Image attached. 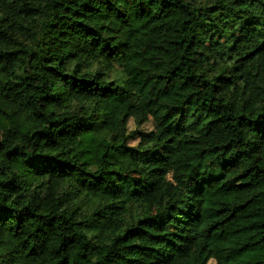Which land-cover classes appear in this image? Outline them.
I'll list each match as a JSON object with an SVG mask.
<instances>
[{"label": "trees", "instance_id": "obj_1", "mask_svg": "<svg viewBox=\"0 0 264 264\" xmlns=\"http://www.w3.org/2000/svg\"><path fill=\"white\" fill-rule=\"evenodd\" d=\"M0 264H264V0H0Z\"/></svg>", "mask_w": 264, "mask_h": 264}, {"label": "rangeland", "instance_id": "obj_2", "mask_svg": "<svg viewBox=\"0 0 264 264\" xmlns=\"http://www.w3.org/2000/svg\"><path fill=\"white\" fill-rule=\"evenodd\" d=\"M139 100H140V97L138 95L131 94L129 99L118 108L116 115H115V118H114L115 122L118 123L119 120L126 114L128 106L131 103H137V102H139ZM152 127H153V123L147 122V123L143 124L140 128L151 129ZM129 128L130 129L135 128V123H134L133 119H130V121H129Z\"/></svg>", "mask_w": 264, "mask_h": 264}]
</instances>
